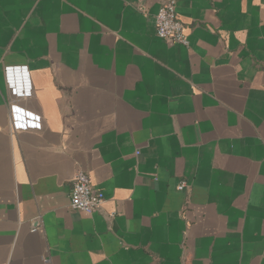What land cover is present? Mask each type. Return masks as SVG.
Here are the masks:
<instances>
[{"label":"crops","instance_id":"0c3cea01","mask_svg":"<svg viewBox=\"0 0 264 264\" xmlns=\"http://www.w3.org/2000/svg\"><path fill=\"white\" fill-rule=\"evenodd\" d=\"M168 1L0 0V264H264V0Z\"/></svg>","mask_w":264,"mask_h":264},{"label":"built area","instance_id":"2783aa9c","mask_svg":"<svg viewBox=\"0 0 264 264\" xmlns=\"http://www.w3.org/2000/svg\"><path fill=\"white\" fill-rule=\"evenodd\" d=\"M156 34L164 41L189 46L185 25L178 18L176 0H169L160 8L156 16ZM5 77L15 98L32 95L33 89L28 67H7ZM187 187L185 181L178 185L180 191H184ZM105 201L106 195L94 188L89 175L83 170L77 172L70 194V208L74 211L94 214L101 209Z\"/></svg>","mask_w":264,"mask_h":264}]
</instances>
